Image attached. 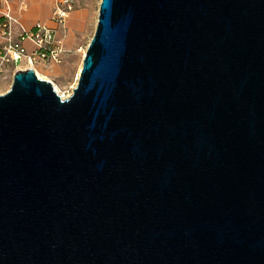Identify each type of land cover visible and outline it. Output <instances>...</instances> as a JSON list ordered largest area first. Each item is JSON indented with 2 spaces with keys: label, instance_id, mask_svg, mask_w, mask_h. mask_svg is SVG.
<instances>
[{
  "label": "water",
  "instance_id": "water-1",
  "mask_svg": "<svg viewBox=\"0 0 264 264\" xmlns=\"http://www.w3.org/2000/svg\"><path fill=\"white\" fill-rule=\"evenodd\" d=\"M0 264H264V0H101L71 95L16 69Z\"/></svg>",
  "mask_w": 264,
  "mask_h": 264
},
{
  "label": "rangeland",
  "instance_id": "rangeland-1",
  "mask_svg": "<svg viewBox=\"0 0 264 264\" xmlns=\"http://www.w3.org/2000/svg\"><path fill=\"white\" fill-rule=\"evenodd\" d=\"M101 0H74V8L67 20L56 27L52 20L57 0H45L43 6L26 8L25 18L14 15L19 24L17 29L29 30L36 24H48L56 28L55 37L66 49L64 58L60 63L47 61L36 64L39 77L51 80L56 90L65 97L71 95L78 80V72L82 66L84 54L94 35L99 5ZM30 49L31 44L26 42ZM27 64L22 61L18 64H9L0 83V94L6 92L13 82L16 69L25 68Z\"/></svg>",
  "mask_w": 264,
  "mask_h": 264
},
{
  "label": "built area",
  "instance_id": "built-area-1",
  "mask_svg": "<svg viewBox=\"0 0 264 264\" xmlns=\"http://www.w3.org/2000/svg\"><path fill=\"white\" fill-rule=\"evenodd\" d=\"M10 0H0V83L9 64L24 61L27 67L36 72V64L47 61L60 63L66 49L56 39V28L48 24H36L29 30L19 31L17 18L13 16L9 7ZM6 6L2 8L1 6ZM74 8V0H57L52 20L56 27L64 23ZM29 42L32 46H26ZM65 97V96H63Z\"/></svg>",
  "mask_w": 264,
  "mask_h": 264
},
{
  "label": "crops",
  "instance_id": "crops-1",
  "mask_svg": "<svg viewBox=\"0 0 264 264\" xmlns=\"http://www.w3.org/2000/svg\"><path fill=\"white\" fill-rule=\"evenodd\" d=\"M45 3V0H10L9 7L11 10V13L16 15L20 18H25V9L32 7V6H43ZM2 8H6V6H1Z\"/></svg>",
  "mask_w": 264,
  "mask_h": 264
},
{
  "label": "bare ground",
  "instance_id": "bare-ground-1",
  "mask_svg": "<svg viewBox=\"0 0 264 264\" xmlns=\"http://www.w3.org/2000/svg\"><path fill=\"white\" fill-rule=\"evenodd\" d=\"M81 69V68H80ZM80 69H79V72H80ZM79 72H78V76H79ZM40 75V74H39ZM56 87V86H55ZM63 96H64V94H63Z\"/></svg>",
  "mask_w": 264,
  "mask_h": 264
}]
</instances>
